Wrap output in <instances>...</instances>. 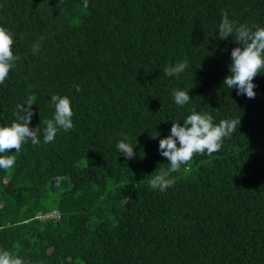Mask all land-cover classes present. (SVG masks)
<instances>
[{"label":"trees","instance_id":"16d2710c","mask_svg":"<svg viewBox=\"0 0 264 264\" xmlns=\"http://www.w3.org/2000/svg\"><path fill=\"white\" fill-rule=\"evenodd\" d=\"M83 3L0 0L19 56L0 85V125L32 95L30 127L41 128L40 143L6 153L16 163L0 169V250L24 264H264V72L254 99L223 85L238 45L217 38L222 10L264 27V0ZM184 60L179 77L164 75ZM173 89L189 103L177 106ZM53 94L70 98L74 128L44 143ZM193 108L241 122L219 151L195 154L172 186L153 189L169 167L159 139ZM122 133L131 160L117 150ZM56 176L69 179L57 187Z\"/></svg>","mask_w":264,"mask_h":264},{"label":"clouds","instance_id":"9594fccd","mask_svg":"<svg viewBox=\"0 0 264 264\" xmlns=\"http://www.w3.org/2000/svg\"><path fill=\"white\" fill-rule=\"evenodd\" d=\"M83 6L88 7V0H84ZM217 32L219 33L218 39L227 40L231 37L238 45L231 51L230 75L224 79L223 85L230 89H238L237 95L254 99L256 85L253 80L258 74L264 72V27L255 24L251 26L238 24L229 19L227 10H222ZM13 44L14 34L6 27L0 26V85L5 83L10 71L19 60V56L14 55ZM39 49L40 45L34 44L33 54L38 53ZM187 66V60L175 65L169 64L163 69V73L168 77H179ZM75 88L77 92L81 90L79 85ZM171 95L177 106H184L191 99L189 91L186 90L173 89ZM51 104L54 107L52 118L41 119V124L44 125V143L53 142L59 129L67 132L74 128L72 119L74 113L70 98L53 94ZM33 105L34 97L28 95L24 103L16 104L13 113L15 119L10 124L0 125V169L7 171L16 163V156L6 153H11L13 149L16 153L21 152L22 145L29 140L33 145L40 143V126L30 127L34 115ZM240 122L241 120L237 119H222L219 123H214L211 114L199 113L195 108L191 110V114L184 119L183 123L172 122L170 134L166 138L159 139L160 154L167 158L169 167L159 169L158 174L149 181L151 187L161 192L166 191L174 183L169 178L172 173L180 171L181 165H187L195 154L211 156L219 151L223 140L234 133ZM121 135L123 139L117 143V150L127 160H131L136 155L135 150L127 142L128 137L123 133ZM153 138L158 137L153 136ZM68 179L67 176L54 178L57 187L62 181ZM0 264H24V261L8 250H0Z\"/></svg>","mask_w":264,"mask_h":264}]
</instances>
